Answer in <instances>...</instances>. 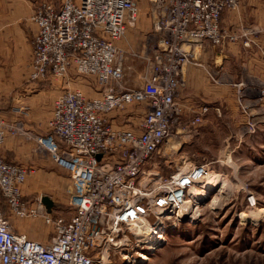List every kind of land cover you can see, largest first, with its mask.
<instances>
[{
	"label": "built area",
	"instance_id": "1",
	"mask_svg": "<svg viewBox=\"0 0 264 264\" xmlns=\"http://www.w3.org/2000/svg\"><path fill=\"white\" fill-rule=\"evenodd\" d=\"M239 6L240 0H150L152 29L143 53L133 52L146 65L143 84L130 88L125 83L128 51L118 42L139 20L137 0L37 4L31 16L38 25L31 79L53 76L67 83L73 76L83 77L94 81L98 95L67 88L54 101L48 132L36 137L73 181L70 218L49 211L42 197L33 204L25 201L29 168L0 156V192L9 207V215L0 209V264H106L111 246H121V231L134 234L145 220L152 224L149 239H166L167 222L178 218L189 190L209 176L211 167L194 164L165 182L145 181L152 174L147 167L210 111L209 105L200 106L181 127L184 109L177 99L185 68L199 64L205 42L225 47L238 41L237 34L222 27V17ZM238 100L247 112L241 90ZM18 110L25 112L26 107ZM215 110L221 113L219 107ZM20 131L22 126L0 112V150L9 134ZM248 200L256 205L255 198ZM11 215L41 217L53 228L51 242L16 232Z\"/></svg>",
	"mask_w": 264,
	"mask_h": 264
},
{
	"label": "crops",
	"instance_id": "2",
	"mask_svg": "<svg viewBox=\"0 0 264 264\" xmlns=\"http://www.w3.org/2000/svg\"><path fill=\"white\" fill-rule=\"evenodd\" d=\"M39 2L0 0V112L7 115L11 122L22 126V131L8 135L0 156L29 166L37 175L59 178L56 174L61 170L56 169L55 161L40 147L36 137L48 132L54 101L67 88L74 89L73 86L78 85L91 97L98 93L91 79L85 78L90 81L88 85L79 84V78L75 76L67 83L53 76L43 81L31 79L32 40L38 31V25L31 20V16ZM138 21L137 27L128 29L126 37L118 42L123 48L138 45L144 49L152 29L150 4L149 12L139 11ZM222 27L237 34L238 41L225 47L205 42L198 52L199 64L190 63L185 68L186 80L177 99L184 109L181 127L190 123L200 106L211 107L203 115L202 122L186 135L194 136V132L202 126L204 148L216 158L223 155L222 147L227 140L220 136L222 128L237 127L248 132L250 128L253 130L264 125V0H240L238 9L223 13ZM247 40L249 45L244 44ZM239 90L242 91L243 102L248 105L247 112L240 106ZM21 106L26 107L25 112L18 110ZM215 107L220 108V114ZM215 157L207 159L208 162L217 161ZM37 187L34 182L24 184V197L36 192ZM55 197L51 198L58 207ZM28 202L33 204L35 201ZM53 210L56 211V207ZM64 212L65 215L62 214ZM64 212L59 210V215L70 218L71 210ZM10 217L16 232L45 244L51 242L53 228L41 217Z\"/></svg>",
	"mask_w": 264,
	"mask_h": 264
},
{
	"label": "rangeland",
	"instance_id": "3",
	"mask_svg": "<svg viewBox=\"0 0 264 264\" xmlns=\"http://www.w3.org/2000/svg\"><path fill=\"white\" fill-rule=\"evenodd\" d=\"M137 1L139 11L149 12L150 0ZM138 24L139 21L128 29ZM137 46L125 48L128 51L125 83L130 88L143 84L140 73L146 69L144 60L133 54L144 50ZM77 78L82 85L90 82L83 77ZM91 84L94 85L93 80ZM73 87L78 88V85ZM199 128L197 134L193 131L194 136L184 133L171 141L166 146V152L158 154L148 165L152 174L146 176L145 181L165 182L171 174L187 171L193 163H206L228 179L229 186H214L207 197L192 202L193 208L186 210L185 204L178 218L167 222L166 239L160 243L148 237L144 242L124 228L119 235L121 246H111L106 264H264V211L260 212L264 209V125L254 130L250 128L248 132L237 127L222 128L220 136L227 140L222 147L223 155L219 158L210 155L204 148L202 126ZM183 135L186 137L182 138ZM210 156L217 161L208 162ZM55 166L61 170L56 174L59 178L37 175L27 166L29 174L25 184L34 182L38 186L36 192L27 195L32 201H36L41 194L52 198L56 196L58 207L56 205L55 214H60L59 210L64 212L70 209L73 181L65 170L56 163ZM253 198L257 202L251 206L248 199ZM3 207L9 213L6 199L0 192V208ZM62 214L65 215V212ZM252 214L256 216L252 217ZM139 252L147 258H142ZM124 255L127 257L124 258Z\"/></svg>",
	"mask_w": 264,
	"mask_h": 264
},
{
	"label": "bare ground",
	"instance_id": "4",
	"mask_svg": "<svg viewBox=\"0 0 264 264\" xmlns=\"http://www.w3.org/2000/svg\"><path fill=\"white\" fill-rule=\"evenodd\" d=\"M220 181H218V179H220ZM200 187H192L189 190L190 193V198L191 200L189 202H185L186 204V210L188 208H193L194 206L193 203L198 201V199L201 197H207L209 190L212 189L214 186L219 185V187L221 186V188H225L227 186H229V180L226 179L225 177H223L219 172L212 170V168H210V174L208 177L203 178L202 180H200ZM215 200V199H214ZM193 202V203H192ZM264 209L260 212H263ZM244 216H246V214H244ZM252 217H255L256 214H252ZM143 226H139V228H136L134 234L137 235L138 237H141L144 242H147L145 240H147L146 236L150 238L151 235V222L149 220H145ZM140 253V252H139ZM142 258H147V256L145 254H141ZM125 256V255H124ZM127 256H125L124 258H126Z\"/></svg>",
	"mask_w": 264,
	"mask_h": 264
},
{
	"label": "water",
	"instance_id": "5",
	"mask_svg": "<svg viewBox=\"0 0 264 264\" xmlns=\"http://www.w3.org/2000/svg\"><path fill=\"white\" fill-rule=\"evenodd\" d=\"M41 200L46 205V207L48 208L49 211H52L56 207V203L48 195H43Z\"/></svg>",
	"mask_w": 264,
	"mask_h": 264
},
{
	"label": "trees",
	"instance_id": "6",
	"mask_svg": "<svg viewBox=\"0 0 264 264\" xmlns=\"http://www.w3.org/2000/svg\"><path fill=\"white\" fill-rule=\"evenodd\" d=\"M2 194V193H1ZM3 196V195H2ZM3 198H4V196H3ZM24 200L25 201H31V199L30 198H28V197H24ZM1 209V208H0ZM2 210V212L5 214V215H7V208H4L3 207V209H1Z\"/></svg>",
	"mask_w": 264,
	"mask_h": 264
}]
</instances>
